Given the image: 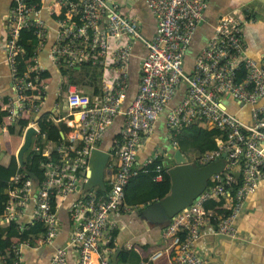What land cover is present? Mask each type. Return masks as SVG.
Returning a JSON list of instances; mask_svg holds the SVG:
<instances>
[{
  "label": "built area",
  "instance_id": "2783aa9c",
  "mask_svg": "<svg viewBox=\"0 0 264 264\" xmlns=\"http://www.w3.org/2000/svg\"><path fill=\"white\" fill-rule=\"evenodd\" d=\"M39 1L37 4L32 0H13L7 15V62L15 93L6 99L2 109L6 113L2 123L4 133L18 119L41 114L45 103L46 86L38 89L45 72L39 52L49 39L48 26L39 17L44 9L59 16L57 42L52 51L54 63L59 68H98L102 72L101 95L93 105L90 96L82 94L77 85H69L67 114L47 115L54 123L66 125L69 131L56 149L49 144L44 150L48 161L43 166L44 181L38 187L25 173L11 178L2 223L15 222L23 231L28 224H23L20 216L26 204L34 200L33 222L44 225L38 246L51 245L61 230L58 203L79 193L71 212L69 240L56 249L50 264H70V250L79 255L78 264H112L110 254L115 250L110 246H115L117 237L113 216L121 210H130L125 204V191L130 180L139 174L138 150L153 133L169 104L182 92L180 103L170 110L166 119L174 145H177L178 133L203 122L219 130L221 136L217 139L218 149L201 156L198 164H209L223 154L227 160L223 172L210 178L198 202L175 216L166 228V236L174 249L168 264H204L195 244L206 236V227L213 226L214 235L234 239L238 233L236 222L247 198L264 182V56L261 60L251 58L244 37L245 25L253 16H247L244 22L230 15L222 16L190 68L186 53L210 0H145L157 20V30L151 39L146 38L134 15H126L110 0H54L48 8L44 0ZM24 30H32L39 45L28 71L20 75L18 58L30 50L20 42ZM137 41L145 45L147 54L141 65L138 93L125 109L129 60ZM230 100L236 104L235 110ZM121 115L126 118L125 125L121 139L111 152V157L118 159L119 167L110 178L109 191L106 196H100L95 190L81 192L78 177L82 175L87 181L92 150L100 149L99 143L106 131ZM36 151L40 152V148L36 147ZM154 162L159 161L156 159L150 164ZM109 167H112L111 161ZM164 167L163 162L158 164L157 178L165 172ZM235 175L241 176L238 188ZM162 180L160 176L159 181ZM221 200L230 212L227 216L205 207L209 201ZM28 246L19 239L12 245L10 251L18 262L23 248ZM160 257L161 254H154L140 264H156ZM0 260L1 264H7L3 256Z\"/></svg>",
  "mask_w": 264,
  "mask_h": 264
},
{
  "label": "crops",
  "instance_id": "0c3cea01",
  "mask_svg": "<svg viewBox=\"0 0 264 264\" xmlns=\"http://www.w3.org/2000/svg\"><path fill=\"white\" fill-rule=\"evenodd\" d=\"M53 1L44 0V6L48 8ZM110 3L119 5L121 11L126 15H134L141 23L142 31L147 39L154 36L157 30V20L150 12L145 0H110ZM12 5L13 0H0V98L2 99L12 98L15 93L6 50L8 37L6 20ZM225 15L233 16L240 22L246 21L247 16H253V20L245 25L244 37L247 53L255 60H261L264 56V0H210L204 19L199 24L186 53L187 64L190 68H193L198 54L212 37L219 19ZM39 17L44 20L49 30V39L39 52L40 63L49 74V81L46 86V99L41 114L29 117L32 120L31 123H34L32 126L37 127L38 130L37 121L41 116L63 117L68 112L66 100L64 104L62 103L65 96L63 91L64 79L59 66L54 63L52 58V51L57 42L59 16L51 14L48 9H44ZM133 48L134 51L129 60L128 92L130 98L125 102V107L129 105L138 92L141 65L147 54V48L140 41L135 42ZM181 99L182 92L169 104L156 123L153 133L145 139L139 148L136 165L139 174L130 180L125 191V204L130 210H121L113 216L117 224L116 249H114L113 255L120 250V260L123 252L128 251V254H125V259L126 263L129 264L149 261L154 254H161L156 264H168L173 256L172 241L166 236L168 223L162 226L151 221L144 214L147 211L150 216H157L152 208L153 204L160 199L156 197L155 182L159 183L158 189L161 196L167 195L170 190L167 180L163 183H161L163 180L159 181L160 176L164 178V172L157 178L159 172L157 166L161 162L166 165V160L172 164L173 157L179 150L178 146L174 145L173 137L169 136L166 119L170 110L178 105ZM229 103L232 110L237 108L231 100ZM125 120L124 115L116 118L114 124L106 131L103 140L99 143L100 149L112 154L115 144L121 139ZM24 135L25 133L23 136H13L10 131L4 133L0 124V161L6 153L17 155L23 144ZM8 136L20 138L21 141H11ZM2 153H4L3 157H1ZM156 159L160 162L150 164ZM110 161L112 167L106 168L105 171L107 185L110 183L114 169L119 167L117 158L111 157ZM154 164L156 165L154 166ZM78 179L81 192H86L83 190L84 176L80 175ZM94 190L96 191V188ZM79 195V193H74L58 203L57 212L61 220V230L54 243L23 248L20 264H50L56 249L69 240L72 228L71 212ZM35 207L34 200H30L23 208L20 216V221L23 224L27 225L33 222ZM1 224L2 218L0 217ZM236 227L237 236L229 242H222L218 250L215 248L213 226L206 227V236L195 244V250L204 260V264H264V182L261 183L255 194L247 198L245 209L237 220ZM91 259H96V255L93 254ZM68 260L70 264H78L79 255L70 250Z\"/></svg>",
  "mask_w": 264,
  "mask_h": 264
},
{
  "label": "trees",
  "instance_id": "16d2710c",
  "mask_svg": "<svg viewBox=\"0 0 264 264\" xmlns=\"http://www.w3.org/2000/svg\"><path fill=\"white\" fill-rule=\"evenodd\" d=\"M32 2L38 4L40 1L32 0ZM20 42L22 45L30 47L28 53H26L25 56L18 58L17 61L19 74L24 75L28 71V66L32 64L33 53L38 48L39 43L32 30H24L21 34ZM60 71L64 79L63 91L65 93V96L63 98L64 101L62 102L63 104L65 103V100L67 101L68 87L71 84L77 85L82 94L89 95L93 105L97 104L98 98L101 95L102 83V72L98 68L89 66L77 70L74 68L72 69L62 66L60 68ZM243 76L244 72L242 71V78ZM41 79L42 81L38 85V89H40L44 85L47 86L49 81V74L45 71L44 73H42ZM128 98H130L129 92ZM134 98L132 99V101L134 100ZM132 101L127 107H125V109H128ZM5 104L6 99H3V102L0 104L1 125L6 117V113L2 110ZM31 121L32 120L28 117L18 119L15 123V126L10 129L11 134L13 136H23ZM37 125L39 128V133L38 135L33 136V144L30 150L24 156V167H20L15 154L9 155L8 153H6L5 157H3V159L0 161V217L4 212L5 205L9 199V181L11 180V178L18 173H25L42 183L45 177L43 166L48 161V159L43 155L44 150L49 144L53 147V149H56L58 145L63 141L64 136L69 131V128L66 125L62 123H54L53 120L47 115L41 116L37 121ZM220 136L221 133L219 130L209 128L203 122H198L178 133L175 137V141L177 142L179 151L189 159V162L198 164L201 156L207 153L214 152L218 149L217 139ZM36 147L40 148V152L36 151ZM158 161L160 162V160ZM156 164H154V166ZM167 168L169 167L167 166ZM167 168L164 167V169ZM150 170L153 171V169ZM164 175L165 176L161 183H163L165 180L169 181L168 175ZM235 178L237 180L235 187L238 188L241 184V176L235 175ZM158 184L155 182L156 197L161 199L164 196H161L158 189ZM109 189L110 185H107V192L109 191ZM96 191L100 196L103 195L99 188H96ZM205 207L208 209H217L219 214H223L226 216L230 214V212L226 209V203L224 200H221L219 202L209 201L205 204ZM43 233L44 225L36 221L28 224L23 231H20L18 229V224L15 222L9 225L2 223L0 225V257L3 256L6 259L7 264H20L17 258L10 251L14 242L19 239L22 241H26L30 247H37L42 239ZM115 235L117 236V232H115ZM110 247L116 249V246H114V244ZM125 254H128V251L123 252L119 263L127 262L125 259ZM112 257L113 254H110V258Z\"/></svg>",
  "mask_w": 264,
  "mask_h": 264
},
{
  "label": "water",
  "instance_id": "95a60500",
  "mask_svg": "<svg viewBox=\"0 0 264 264\" xmlns=\"http://www.w3.org/2000/svg\"><path fill=\"white\" fill-rule=\"evenodd\" d=\"M111 5V4H110ZM79 70V68H76ZM39 130L34 126L27 128L24 141L20 147L16 157L20 167H24V156L30 150L33 144V136L38 134ZM4 153L1 154V157ZM111 154L109 151L102 149H93L90 156L89 172L87 173V181L83 186L86 192L99 188L104 196L107 193V185L105 182V171L108 167ZM174 165L167 164L169 168L168 177L171 181L170 192L155 202L152 208L157 216L152 217L150 213L145 212V216L150 218L160 225L169 224L172 219L185 209H189L193 204H196L201 195L208 188L210 178L213 175L221 174L227 164L226 154H223L219 159L209 164H197L189 162V159L179 150L173 157ZM164 163V162H163ZM35 180V186L40 185L39 180ZM232 237L223 234L215 235V248L218 250L222 242H229ZM120 250H118L111 258L112 264L119 263ZM1 264V260H0Z\"/></svg>",
  "mask_w": 264,
  "mask_h": 264
},
{
  "label": "rangeland",
  "instance_id": "374dc122",
  "mask_svg": "<svg viewBox=\"0 0 264 264\" xmlns=\"http://www.w3.org/2000/svg\"><path fill=\"white\" fill-rule=\"evenodd\" d=\"M10 139H11V141L12 140H18V142L19 141H21V139L20 138H12V137H10V136H8ZM166 163L169 165V164H171V162L170 161H168V160H166ZM174 165V163H172V166ZM108 171V170H107ZM165 174H167L168 175V170H166V172H164ZM108 174V173H107ZM110 174V173H109ZM168 186H170V188H171V181H170V179H169V181H168ZM169 189V188H168ZM169 192H170V190H169Z\"/></svg>",
  "mask_w": 264,
  "mask_h": 264
}]
</instances>
